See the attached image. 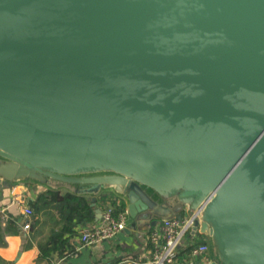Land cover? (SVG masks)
<instances>
[{"label":"water","instance_id":"1","mask_svg":"<svg viewBox=\"0 0 264 264\" xmlns=\"http://www.w3.org/2000/svg\"><path fill=\"white\" fill-rule=\"evenodd\" d=\"M0 182L197 211L196 264H264V0H0Z\"/></svg>","mask_w":264,"mask_h":264},{"label":"crops","instance_id":"2","mask_svg":"<svg viewBox=\"0 0 264 264\" xmlns=\"http://www.w3.org/2000/svg\"><path fill=\"white\" fill-rule=\"evenodd\" d=\"M44 189V186L36 183L19 182L5 186L0 182V225L2 228L0 264H145L150 256V243L147 240L149 230L148 228L139 230L137 227L130 230L124 229L110 240L99 241L78 250L74 249L77 243L74 234L69 238L71 249L66 252L65 256H53L50 260L40 258L39 241L61 225L63 214L61 215L54 208H51L48 213L41 211L36 215V222L24 228L21 209L15 203L14 197L23 192L28 202ZM86 197L91 203L90 197ZM107 204L106 201H102L101 206L96 208L102 211ZM9 215L16 218L15 231H5V223ZM98 218L96 216L93 222L95 223ZM129 223L130 219L128 225ZM186 245H188L187 237L184 238L179 249ZM197 260L199 258L191 257L187 253L175 258V262L179 264H196Z\"/></svg>","mask_w":264,"mask_h":264},{"label":"built area","instance_id":"3","mask_svg":"<svg viewBox=\"0 0 264 264\" xmlns=\"http://www.w3.org/2000/svg\"><path fill=\"white\" fill-rule=\"evenodd\" d=\"M14 201L21 209L23 227L28 228L27 218L32 210L26 195L22 192L14 197ZM196 219L197 211L185 210L171 218L158 220L147 234L150 256L145 264H179L175 262L176 253L185 237H187V244L190 245V256L199 258L203 263L210 262L211 257L205 236L201 239L200 233L191 230ZM128 221L129 214L126 208L114 213L113 207L107 205L95 223H83L76 226L77 243L74 249L78 250L83 246L112 239L127 227Z\"/></svg>","mask_w":264,"mask_h":264},{"label":"trees","instance_id":"4","mask_svg":"<svg viewBox=\"0 0 264 264\" xmlns=\"http://www.w3.org/2000/svg\"><path fill=\"white\" fill-rule=\"evenodd\" d=\"M102 201H106L108 203L107 205H111L114 213L123 211L126 208L124 201L110 191L96 196L94 205L90 203V200L86 196L47 188L35 198L29 199L28 204L32 210L31 215L27 218L29 226L36 222V215L41 211L48 213L51 208H54L58 213L63 214L61 225L56 230L53 229L44 239L39 241L40 258L50 260L53 256H65L66 252L71 249L69 238L76 234V226L83 223L93 224V221L96 219L95 208L101 206ZM5 224V231L16 230L15 217L9 215ZM152 227L153 225H150L148 230ZM1 232L2 228L0 225V234L2 236ZM200 237L203 239L204 235L200 234ZM178 250L176 258L183 253L189 254L190 245L183 246L180 249L178 248Z\"/></svg>","mask_w":264,"mask_h":264}]
</instances>
